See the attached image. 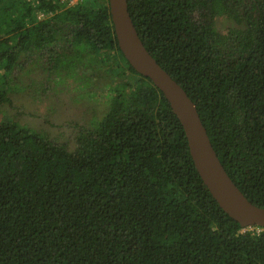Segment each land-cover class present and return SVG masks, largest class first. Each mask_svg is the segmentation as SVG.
<instances>
[{"label":"trees","instance_id":"trees-1","mask_svg":"<svg viewBox=\"0 0 264 264\" xmlns=\"http://www.w3.org/2000/svg\"><path fill=\"white\" fill-rule=\"evenodd\" d=\"M128 6L229 175L264 207V0ZM217 15L236 26L219 31ZM86 52L117 78L74 147L0 110V264H264V227L244 230L213 197L164 93L121 51L109 0H0V105L26 59L70 72Z\"/></svg>","mask_w":264,"mask_h":264},{"label":"rangeland","instance_id":"rangeland-1","mask_svg":"<svg viewBox=\"0 0 264 264\" xmlns=\"http://www.w3.org/2000/svg\"><path fill=\"white\" fill-rule=\"evenodd\" d=\"M215 26L224 32L236 24L226 15H217ZM80 61L79 68L70 72L65 66L49 72L46 60L26 59L24 66L16 67L11 74L6 85L10 100L2 103L0 110L74 147L79 127H93L106 113L108 87L117 78L109 66L88 52L80 56ZM102 69L106 74L99 81L97 72ZM74 71L80 76L72 77Z\"/></svg>","mask_w":264,"mask_h":264},{"label":"water","instance_id":"water-1","mask_svg":"<svg viewBox=\"0 0 264 264\" xmlns=\"http://www.w3.org/2000/svg\"><path fill=\"white\" fill-rule=\"evenodd\" d=\"M109 7L121 51L139 74L164 93L184 128L195 167L220 207L243 228L264 227V207L253 203L227 172L196 103L144 44L130 14L128 0H109Z\"/></svg>","mask_w":264,"mask_h":264},{"label":"built area","instance_id":"built-area-1","mask_svg":"<svg viewBox=\"0 0 264 264\" xmlns=\"http://www.w3.org/2000/svg\"><path fill=\"white\" fill-rule=\"evenodd\" d=\"M34 1H36V0H34ZM61 1L64 2V3H66V4L69 6V5L75 4V3H77V2H80L81 0H61ZM40 16H41V18H42L44 15L41 14ZM248 228H249V229H254L253 227H245L244 230H246V229H248ZM262 229H263V228L259 226V227L256 228V231L259 232V231H261Z\"/></svg>","mask_w":264,"mask_h":264},{"label":"clouds","instance_id":"clouds-1","mask_svg":"<svg viewBox=\"0 0 264 264\" xmlns=\"http://www.w3.org/2000/svg\"><path fill=\"white\" fill-rule=\"evenodd\" d=\"M240 234H243V233L242 232L237 233V235H240ZM255 235L259 236V235H261V232H256Z\"/></svg>","mask_w":264,"mask_h":264}]
</instances>
